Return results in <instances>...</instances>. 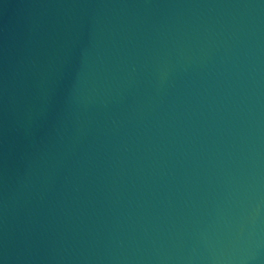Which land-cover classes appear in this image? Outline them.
<instances>
[{
  "label": "water",
  "instance_id": "water-1",
  "mask_svg": "<svg viewBox=\"0 0 264 264\" xmlns=\"http://www.w3.org/2000/svg\"><path fill=\"white\" fill-rule=\"evenodd\" d=\"M0 264H264V0H0Z\"/></svg>",
  "mask_w": 264,
  "mask_h": 264
}]
</instances>
